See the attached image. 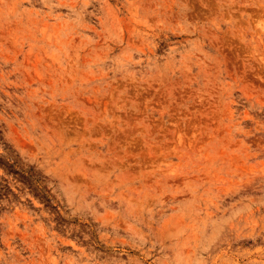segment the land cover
Returning a JSON list of instances; mask_svg holds the SVG:
<instances>
[{
    "label": "rangeland",
    "instance_id": "374dc122",
    "mask_svg": "<svg viewBox=\"0 0 264 264\" xmlns=\"http://www.w3.org/2000/svg\"><path fill=\"white\" fill-rule=\"evenodd\" d=\"M0 264H264V0H0Z\"/></svg>",
    "mask_w": 264,
    "mask_h": 264
}]
</instances>
